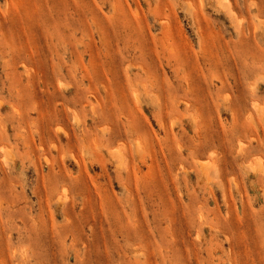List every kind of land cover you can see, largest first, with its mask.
<instances>
[{"label":"rangeland","instance_id":"1","mask_svg":"<svg viewBox=\"0 0 264 264\" xmlns=\"http://www.w3.org/2000/svg\"><path fill=\"white\" fill-rule=\"evenodd\" d=\"M0 264H264V0H0Z\"/></svg>","mask_w":264,"mask_h":264},{"label":"bare ground","instance_id":"2","mask_svg":"<svg viewBox=\"0 0 264 264\" xmlns=\"http://www.w3.org/2000/svg\"><path fill=\"white\" fill-rule=\"evenodd\" d=\"M230 6V5H229ZM227 7L228 9L230 8V7ZM148 77V76H147ZM148 79H149V77H148ZM149 82V81H148ZM150 84V83H149ZM151 84H152V81H151ZM219 90V89H218ZM216 92V91H215ZM133 95V94H132ZM135 95V94H134ZM216 96H218V95H216ZM134 97V96H133ZM134 99V98H133ZM137 100V99H136ZM135 102V101H134ZM75 119V118H74ZM78 120V119H77ZM75 121V120H74ZM79 121V120H78ZM83 123V122H82ZM84 124V123H83ZM85 125V124H84ZM84 125H82V126H84ZM126 125H128V124H126ZM129 129V128H128ZM131 130H133V129H131ZM133 134V133H132ZM138 141V140H137ZM24 143V142H23ZM141 143V142H140ZM136 146H140V144H138V145H136ZM142 147V146H141ZM143 148V147H142ZM144 149H146V148H144ZM145 151V150H144ZM227 209V208H226Z\"/></svg>","mask_w":264,"mask_h":264}]
</instances>
